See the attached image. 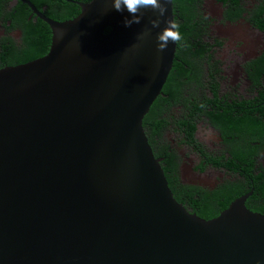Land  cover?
Here are the masks:
<instances>
[{
    "label": "water",
    "instance_id": "95a60500",
    "mask_svg": "<svg viewBox=\"0 0 264 264\" xmlns=\"http://www.w3.org/2000/svg\"><path fill=\"white\" fill-rule=\"evenodd\" d=\"M76 3L71 19L41 15L45 55L0 69V264H264L250 193L190 212L149 143L177 49L157 50L163 18L142 9L125 27L112 0Z\"/></svg>",
    "mask_w": 264,
    "mask_h": 264
},
{
    "label": "flooded vegetation",
    "instance_id": "af4514ba",
    "mask_svg": "<svg viewBox=\"0 0 264 264\" xmlns=\"http://www.w3.org/2000/svg\"><path fill=\"white\" fill-rule=\"evenodd\" d=\"M66 2L88 1L0 0V69L26 63L33 51L40 57L48 52L51 29L41 15L65 20L60 16ZM178 12L174 5L175 20L185 25L197 47L187 51V61L178 60L189 75L180 93L162 90L158 125L149 143L176 178L174 194L190 212L196 213L204 202L221 212L249 193L246 206H259L263 198L255 191L254 178L257 168L264 167V144H247L243 136L248 134H237V126L253 117L264 122V114L252 112L251 105L264 89V0H201L190 5L186 17ZM34 29L45 34L32 38ZM178 50L177 45L176 54ZM180 51L183 56L185 50ZM226 115L234 131L227 137L222 122ZM248 145L257 150L253 159L236 158L233 151ZM225 188L232 191L231 199L215 195Z\"/></svg>",
    "mask_w": 264,
    "mask_h": 264
},
{
    "label": "trees",
    "instance_id": "16d2710c",
    "mask_svg": "<svg viewBox=\"0 0 264 264\" xmlns=\"http://www.w3.org/2000/svg\"><path fill=\"white\" fill-rule=\"evenodd\" d=\"M81 1H89V0H81ZM200 1L201 0H173V4L175 5V7H177L179 9V12H178L179 15H181L182 17H186V12L190 8V5L195 7V5L198 4ZM66 4H68V6L65 9V13H63L60 16L61 19L66 20L67 18H70L72 16H76L80 12V7L78 5L70 3V2H66ZM189 13H190V11H189ZM179 31L183 37V40L178 45L179 50L176 54V59L174 60L173 67H172V69L169 73L168 79H167V81L163 87V91L166 93H171V95H174V94L178 95L180 93V91L182 90L183 86H185L187 83L186 78L189 79V75H188L187 71L181 65L182 62H180L178 60L182 59L184 61H187V57H186L187 51H190V50L193 51V49L197 47L196 42L189 41L188 32L185 29V25H180ZM33 32H34V35L32 36V38L36 37V36H40V34H42V35L45 34V31L41 32L40 29H38V30L34 29ZM48 38H49V41H51L50 35L48 36ZM180 48L185 50V51H183V54H184L183 56H182V53L180 51ZM33 49H35V48H33ZM47 51H48V48H47ZM37 56H38V54H36V52L33 51L32 54H30L28 61L40 57V56H38V57ZM160 99H161V95L155 100V102L153 103L149 112L146 114V116L144 117V120H143V126L145 128L148 139L151 143L153 140V132L156 131V128L158 125V120H155V114L157 112L156 108L160 105ZM251 105L253 106L252 112H254L256 110V111L262 112L264 114V89L262 91H260V96L256 97L255 101H253L251 103ZM222 122H224V124H225L224 125L225 131L223 133H224V136L227 137V136L231 135L232 132H234L232 129V126L229 125V124H232L231 116L230 115L224 116L222 118ZM226 124H228V125H226ZM161 126H165L164 122L162 123ZM194 128H195V125L192 126L191 130H188V135L190 137H193ZM237 130H238L237 134H241V133L248 134V135L243 136V139L247 144H250L251 141H255V140H258V141H260V143L264 144V122H262L260 119H257L255 117H253L251 119H247V120L243 121L242 123L238 124ZM249 146L250 145H248L246 147L236 148L233 151V154L235 155L236 158H238L242 161H247V160L253 159L252 155L257 153V150L252 151ZM155 155H156V157H158L159 154L155 153ZM161 165L164 168L166 176L169 180V185H170L173 193H175L176 192V186L174 183H176L177 180L175 177L172 176V173L168 172V168L165 167L162 164V162H161ZM257 173L258 174L255 175V178H254L255 191L258 192L259 197L261 196V198H263V202L259 206H250V209H252L253 211H258V212L264 214V167H258ZM215 195H217L218 197L222 196V197H227V198L231 199L233 194H232L231 190H228L227 188H225V189L217 192ZM174 196L178 201H180L179 195L174 194ZM198 205H200L199 208H195L194 211L196 212L197 215H199L203 218L211 219L213 217L218 216L220 213V211L217 210L211 202L199 203Z\"/></svg>",
    "mask_w": 264,
    "mask_h": 264
},
{
    "label": "clouds",
    "instance_id": "9594fccd",
    "mask_svg": "<svg viewBox=\"0 0 264 264\" xmlns=\"http://www.w3.org/2000/svg\"><path fill=\"white\" fill-rule=\"evenodd\" d=\"M171 0H112V7L115 11L123 13L125 10L131 18L124 19V26L131 27L133 24H140L143 16L142 9H151L158 13L157 19L150 21L153 28L160 27L161 19L163 18L164 27L157 34V50L163 52L167 49L169 42L179 45L183 40V37L179 31V23L169 15V4ZM59 32V39H63L64 31L62 29L57 30ZM148 35V33H144Z\"/></svg>",
    "mask_w": 264,
    "mask_h": 264
}]
</instances>
